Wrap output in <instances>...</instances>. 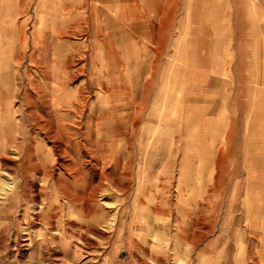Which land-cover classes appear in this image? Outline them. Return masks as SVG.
Returning a JSON list of instances; mask_svg holds the SVG:
<instances>
[{"label": "rangeland", "instance_id": "obj_1", "mask_svg": "<svg viewBox=\"0 0 264 264\" xmlns=\"http://www.w3.org/2000/svg\"><path fill=\"white\" fill-rule=\"evenodd\" d=\"M0 264H264V0H0Z\"/></svg>", "mask_w": 264, "mask_h": 264}, {"label": "bare ground", "instance_id": "obj_2", "mask_svg": "<svg viewBox=\"0 0 264 264\" xmlns=\"http://www.w3.org/2000/svg\"><path fill=\"white\" fill-rule=\"evenodd\" d=\"M43 177H44V175H43Z\"/></svg>", "mask_w": 264, "mask_h": 264}]
</instances>
